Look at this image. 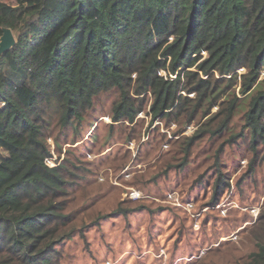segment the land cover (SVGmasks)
I'll list each match as a JSON object with an SVG mask.
<instances>
[{"label":"trees","instance_id":"16d2710c","mask_svg":"<svg viewBox=\"0 0 264 264\" xmlns=\"http://www.w3.org/2000/svg\"><path fill=\"white\" fill-rule=\"evenodd\" d=\"M3 28L15 44L0 54V264L48 263L50 246L38 249L40 240L89 206L65 211L74 185L95 179L113 144L138 143L132 177L141 152L139 162H160L152 179L184 169L205 136L241 139L255 156L263 150L264 162V0H0V36ZM110 95L109 112L96 109ZM215 107L197 130L182 134ZM104 117L109 122L92 131ZM235 119L244 120L238 132ZM86 125L87 143L59 161L62 145L81 140ZM90 147L102 157L82 161ZM126 151L113 153L107 166L124 170L132 156ZM223 151L208 155L213 179L194 181L211 193L192 209H205L198 229L201 215L233 197ZM147 207L118 206L114 214ZM172 207L192 225L190 213ZM249 233L245 264H264V206Z\"/></svg>","mask_w":264,"mask_h":264},{"label":"rangeland","instance_id":"374dc122","mask_svg":"<svg viewBox=\"0 0 264 264\" xmlns=\"http://www.w3.org/2000/svg\"><path fill=\"white\" fill-rule=\"evenodd\" d=\"M238 96L243 97L241 94ZM111 98L110 95L96 101V109L107 114ZM216 110L217 107L213 108L198 123L186 126L182 134L189 135L197 130ZM148 120L146 118V122ZM106 122H109L106 117L102 121L97 119L90 129L93 131L95 126L106 125ZM243 123L244 120L235 119L233 130L240 131ZM87 127L78 134L81 140L74 144L64 143L60 157L55 154L47 164L54 166L57 157L66 163L73 155H78L81 142L84 140L87 143L85 139L90 134L86 131ZM174 127L164 132L168 133ZM210 128L215 129L212 125ZM103 132V127L97 131L99 135ZM228 138L227 134L218 139L208 136L200 138L197 153L189 165L154 179L160 162L156 158L147 163L139 162L140 155L144 154L142 152L137 154L139 158L135 161L136 168L141 169L140 173L136 172L135 177H132L138 143L134 141L128 147L125 144L108 147L104 153L110 156L102 158V163L98 164L95 179L82 181L80 187L74 185V200L65 211L69 214L90 203L89 206L76 213L70 222L60 226L55 233H49L40 240L38 249L50 246L46 264H245L250 253L246 235H250L249 230L256 223L258 211L264 206L263 150L255 156L247 142L238 139L229 144ZM48 142L52 143L50 139ZM170 145H163L160 153L169 149ZM120 148L128 149L126 153H131V161L124 170L114 171L107 164L111 155ZM219 148L224 149L219 159L225 160L228 165L233 197L220 202L219 212L211 208L203 217L201 215L198 229L193 221L191 225L181 212L173 209L174 196L169 197V190L174 189L172 191L181 198L186 197L183 193L188 195L193 209L198 211L210 200L211 193L202 186L195 187L194 181L200 175L213 179L208 169L211 163L208 155L215 158ZM90 149L88 155L80 157L82 161L84 157L91 162L102 157L103 154H96L94 147ZM238 179L243 181L240 187H235ZM132 190L139 191L141 197L131 198ZM141 204L148 207L126 217L114 214L118 206L122 209H137ZM221 239L225 241L216 246Z\"/></svg>","mask_w":264,"mask_h":264},{"label":"built area","instance_id":"2783aa9c","mask_svg":"<svg viewBox=\"0 0 264 264\" xmlns=\"http://www.w3.org/2000/svg\"><path fill=\"white\" fill-rule=\"evenodd\" d=\"M172 78L174 77V76H171ZM126 177H127V175H126ZM169 195V194H168ZM172 195L174 196L173 198H174V201H175V203H173V205H175V206H177V207H181V208H183V209H185L188 213H190L191 214V216L194 218V225L195 226H198V223H197V218L199 217V215H200V213H201V211H203V210H205V209H202L199 213H197V214H192V209H193V203L192 202H186V203H182L180 200H179V196H177V193L176 192H170V198H172ZM130 196H131V198H134V199H138V198H140L141 196H140V193H139V191H136V190H132L131 191V193H130ZM166 198H167V195H166ZM192 205V206H190L189 207V205ZM221 203H219V204H217L216 206H215V208L216 209H221Z\"/></svg>","mask_w":264,"mask_h":264},{"label":"water","instance_id":"95a60500","mask_svg":"<svg viewBox=\"0 0 264 264\" xmlns=\"http://www.w3.org/2000/svg\"><path fill=\"white\" fill-rule=\"evenodd\" d=\"M14 44L15 38L12 31L9 28H3L0 36V54L9 50Z\"/></svg>","mask_w":264,"mask_h":264}]
</instances>
